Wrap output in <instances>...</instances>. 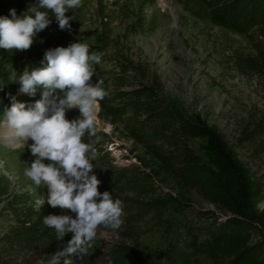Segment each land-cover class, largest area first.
Returning <instances> with one entry per match:
<instances>
[{"label": "rangeland", "instance_id": "1", "mask_svg": "<svg viewBox=\"0 0 264 264\" xmlns=\"http://www.w3.org/2000/svg\"><path fill=\"white\" fill-rule=\"evenodd\" d=\"M36 3L37 0H0V16L9 15L13 8L20 16ZM66 15L75 17L70 21L71 31L60 30L49 13L52 23L37 34L31 48L19 51V57L11 65L0 66V87H4L0 90L3 226L8 227L11 221L8 210L16 214L14 221L27 222L21 230L28 229L31 222L43 224V216L68 213L47 203L40 211L37 201L46 202L47 188L34 185L24 175L34 157L23 146L24 141L15 137L16 146H11L4 138L7 124L3 108L11 104L9 93L19 102L34 103L41 99L42 87L34 97L19 93V84L9 80L13 70L18 78L26 67L29 70L43 67L36 59L45 45L49 49L67 47L78 39L89 45L90 54L105 53L101 63L93 65L109 93L96 109V135L92 140L98 156L115 170L151 176L146 167L150 156L124 126V122L136 126L137 117L123 115L122 111L138 104H154L167 115L175 114L181 126L192 123L200 131L208 132L204 136H223L226 152L244 169L250 184L261 192L253 200L257 218L264 214V68L251 60L257 56L259 39L216 24L202 0H82L81 7L69 9ZM97 76L94 74L90 83L95 84ZM78 116V109L66 112L69 121ZM251 132H254L253 141H245ZM31 143L29 139L28 144ZM209 146L207 137L188 140L193 154L202 159L203 149ZM151 180L156 179L150 177ZM175 192L161 187L157 193L174 196ZM18 196L20 199L14 201ZM203 211L214 215L201 218L195 214ZM143 216L138 224L137 245L148 253L153 264H220L201 247L211 235L202 229L208 228L215 218L221 223L229 218V215L219 216L213 205L194 196L186 215H165L160 222L154 221L152 215ZM11 225L18 229L16 224ZM213 236L217 240L222 238L224 250L230 247L226 237ZM263 236L264 231L258 228L248 231L242 235L244 246L256 245ZM96 239L103 248L119 240L114 230H98ZM51 246L48 243L47 250Z\"/></svg>", "mask_w": 264, "mask_h": 264}, {"label": "trees", "instance_id": "2", "mask_svg": "<svg viewBox=\"0 0 264 264\" xmlns=\"http://www.w3.org/2000/svg\"><path fill=\"white\" fill-rule=\"evenodd\" d=\"M202 1L207 3L216 24L249 38L252 35L259 39L257 56L251 60L264 68V0ZM47 49L49 47L45 45L36 59L39 64ZM19 55V50L14 49L10 53L0 49V66L11 65ZM136 100L139 102V99ZM126 108L122 114L137 117L138 122L136 126L124 122L125 129L130 135L136 136L150 156L151 160L146 167L152 175L126 169L115 170L100 156L92 161L96 176L101 181L98 190L101 193L109 191L114 200L123 201L124 222L120 229L114 230L118 234L117 242L103 248L95 239L89 255L74 261V264H153L148 253L137 245L140 230L138 224L141 223L142 215L143 218L147 214L152 215V219L159 222L165 215H186L188 209H191L194 196L213 205L219 216L229 215L225 222H217L215 218L208 228L202 229L211 235L201 247L209 251L220 264H264V236L261 242L250 247L244 246L242 239V235L250 230L258 228L264 231V214L257 218L253 205V200L261 192L250 184L244 169L226 152L225 138L204 136L208 132L200 131L192 123L181 126L175 120V114L167 115L164 109L154 104H138ZM140 116L142 119L138 118ZM253 135L254 132H251L250 138L246 135L245 141H253ZM206 137L209 138L210 146L203 149L205 157L202 159L193 154L188 147V140ZM88 140L86 135L84 141ZM150 177L156 180L150 182ZM161 187L173 189L176 194H158ZM18 199L20 196L14 201ZM7 213L11 216L8 218L11 220L8 227L3 226L0 215V264H47L51 255L58 248L62 249L73 235L68 233L62 241H57L54 229L40 222L28 223V229L21 230L20 227L23 228L27 222L14 221L16 214L11 210ZM67 214L75 217L70 210ZM195 214L201 218L214 215L208 211ZM11 223L16 224L20 230ZM98 230L112 231L103 228ZM213 235L229 239L230 247L224 250L222 238L217 240ZM48 243L53 246V250H47Z\"/></svg>", "mask_w": 264, "mask_h": 264}, {"label": "clouds", "instance_id": "3", "mask_svg": "<svg viewBox=\"0 0 264 264\" xmlns=\"http://www.w3.org/2000/svg\"><path fill=\"white\" fill-rule=\"evenodd\" d=\"M81 6L82 0H37L20 16L16 9H10L9 15L0 16V49L10 53L14 49L29 50L37 34L52 23L49 13L60 30L71 31L70 21L75 17L66 13ZM104 55L90 54L89 45L78 39L67 47L47 50L41 61L43 67H26L18 78L13 70L9 76L12 83L19 84V93L34 97L38 88L43 89L41 99L34 103L19 102L9 93L11 104L3 108L8 128L24 141L23 146L34 157L30 165L27 163L24 175L34 185L47 188L46 202L37 201L40 211L47 203L75 214L74 218L69 214L43 216L44 226L54 229L55 240L62 241L66 234H73L47 264L82 260L93 248L98 229L118 230L124 222L123 201L114 200L109 191L98 190L101 181L92 163L98 157L91 139L96 135V109L109 96L93 65H99ZM94 74L97 81L92 84ZM73 109L79 110V116L69 121L66 112ZM86 135L88 142L84 141Z\"/></svg>", "mask_w": 264, "mask_h": 264}, {"label": "bare ground", "instance_id": "4", "mask_svg": "<svg viewBox=\"0 0 264 264\" xmlns=\"http://www.w3.org/2000/svg\"><path fill=\"white\" fill-rule=\"evenodd\" d=\"M4 133H5L4 138L8 140L9 144L11 146H16L15 145L16 143L14 144V142H13V141H16V140H14L15 135H14L13 130H11L10 128H8V126H5L4 125Z\"/></svg>", "mask_w": 264, "mask_h": 264}]
</instances>
